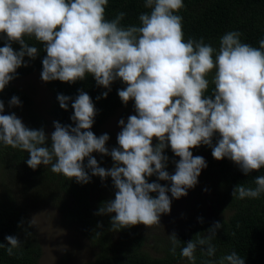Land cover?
I'll return each mask as SVG.
<instances>
[{"label":"clouds","instance_id":"9594fccd","mask_svg":"<svg viewBox=\"0 0 264 264\" xmlns=\"http://www.w3.org/2000/svg\"><path fill=\"white\" fill-rule=\"evenodd\" d=\"M108 3L0 0V38L6 41L0 47V92L16 78L18 68L27 67L25 56L35 59L39 54L25 39L34 38L46 53L42 81L72 84L91 75L108 91L116 80L125 85L118 96L125 105L133 101L136 114L126 123L119 120L118 147L109 150L108 134L97 137L91 131L97 109L83 90L71 103L75 126L54 121L49 137L43 128L26 127L15 113L0 114V143L27 152L26 164L33 170L50 166L51 172L81 184L90 182L86 168L102 181L111 177L114 199L103 202L95 215H109L113 231L138 224L161 226V215L170 213L172 198L186 196L207 167L191 149L206 145L214 159H229L245 176L264 169V38L254 47L242 42L241 32L228 31L215 48L203 37L185 39L183 17L178 14L183 0H143L149 11L139 14L138 24L127 26L121 23L124 12L106 18ZM13 43L20 45L19 51ZM210 84L214 87L206 94ZM108 91L101 96L106 98ZM70 99L58 95L60 108L67 110ZM12 106H21L17 96L11 97ZM4 108L0 100V113ZM168 147L179 157L174 174L166 170ZM93 152L110 156L113 166L100 167ZM151 176L169 181L170 187L148 182ZM254 185L238 184L231 195L240 200L259 198L264 194V175L256 176ZM222 227L214 222L205 235L197 233L186 243L175 232L170 234L173 255L183 244L177 264H196L198 250L209 258L203 264H245L235 251L212 259L217 252L213 241ZM4 239L7 246L0 243V248L6 247L9 256L24 243L14 235Z\"/></svg>","mask_w":264,"mask_h":264},{"label":"trees","instance_id":"16d2710c","mask_svg":"<svg viewBox=\"0 0 264 264\" xmlns=\"http://www.w3.org/2000/svg\"><path fill=\"white\" fill-rule=\"evenodd\" d=\"M184 8L178 13L183 17V30L185 39L201 37L205 43L219 47L220 37L228 31L242 33V42L259 47V41L264 38V0H183ZM149 11L143 6V0H109L105 15L113 19L119 12L126 13L121 21L122 25L138 24L140 13ZM29 46H36L39 54L35 59L24 57L27 67L21 66L16 70V78L9 82L0 92V100L4 102V113H20L24 125L31 129H44V121L34 111L33 101L26 92L16 88L14 82L25 75L37 72L41 75L42 59L46 55L42 45L34 38L26 37ZM5 39L0 38V47L5 44ZM14 50L19 51L20 45L13 43ZM214 73L210 74L209 79ZM52 91V106L50 114L55 122L62 125H74L70 119L73 115L71 103L83 90L92 98L97 109L91 131L97 136L104 123L113 116L119 108L126 106L118 96V90L125 87L116 80L111 84V91L98 86L95 79L88 75L84 80L69 84L60 81L46 82ZM213 85L210 84L206 94H211ZM108 91L106 98L101 96ZM69 96L67 110L61 109L57 100L58 95ZM12 96H17L21 106L9 107ZM97 97H101L97 99ZM11 108V110H10ZM217 137L213 138V145ZM51 146L50 139L46 141ZM205 155L207 167L202 169L199 178L200 186L207 188V194L201 193V187L194 188L192 192L202 203L207 202L211 214L205 217L191 216L185 224V229L175 232L177 238L186 243L196 239V234H206L214 222L223 224L216 232L213 243L217 252L212 259L230 254L232 251L241 256L245 264H264V194L257 199L245 198L243 200L232 197L233 188L238 184L255 187L254 178L264 175V169L245 176L239 168L229 159L217 161L211 155V148L206 145L197 147ZM168 156L167 167H171L170 147L164 150ZM98 161L100 167L108 169V159L100 153L91 154ZM28 153L0 143V243L7 246L6 236L14 235L24 241L22 247L14 250V255L9 256L5 248H0V264H38L41 255V244L37 234L28 220L31 207L45 203L56 207L62 217L61 223L67 227L81 229L83 235L90 241L92 259L82 264H177L180 256L181 244L177 247L175 255L170 252L172 244L168 237H163L159 243L161 254L150 256L146 252H139L118 247L113 239L115 231L111 229L109 215H95L99 206L108 200L105 194L108 187H113L111 177L103 181L98 176H91V171L86 168L90 182L77 183L75 179H68L61 174L51 172L50 166H38L35 170L26 164ZM87 164V159L84 161ZM158 182L156 176L148 177V182ZM60 194L61 197H60ZM154 197L155 193H151ZM113 215V214H112ZM202 218V222L200 220ZM22 222V223H21ZM102 227H97V224ZM130 228V227H129ZM129 228L119 231L127 232ZM131 232V231H129ZM27 233H31L27 236ZM101 233V235H96ZM232 233H235L233 236ZM132 235V234H131ZM122 233V238H127ZM121 239V238H120ZM196 264H203L209 259L202 256L198 250ZM189 264V263H188Z\"/></svg>","mask_w":264,"mask_h":264},{"label":"rangeland","instance_id":"374dc122","mask_svg":"<svg viewBox=\"0 0 264 264\" xmlns=\"http://www.w3.org/2000/svg\"><path fill=\"white\" fill-rule=\"evenodd\" d=\"M14 85L16 88L26 92L32 99L34 111L44 121V130L50 137L51 132L54 131V119L50 114L53 101L51 89L46 82L41 80V75L37 72L23 76L16 80ZM17 114L20 117V113L17 112ZM135 114L134 102L130 101L126 106L119 108L104 123L97 137L107 133L109 140L106 142V147L109 150L118 147L117 134L121 131L119 120L124 119L126 123L128 116ZM156 142L154 138L153 144ZM191 151L193 156H202L205 159L204 153L198 148H193ZM102 156L108 159L110 165H107L111 168L113 166L111 157L108 155ZM178 160L179 157H176L173 153L171 155L172 165L167 168L169 174H174L175 162H178ZM161 185L170 187V182L162 181ZM199 186L200 181L198 178V183L194 188L197 189ZM108 188L105 194L112 200L114 199L115 189L114 187ZM194 188L188 189L186 196L179 199L172 198L170 213L161 215V226L145 227L142 224H138L130 227L127 232L115 231L114 244L118 247L129 248L131 251L146 252L150 256L160 255L161 247H159V243L163 237L169 238V235L173 232L184 230L185 224L183 222H186L191 216L205 217L207 214H211L209 204L207 202L202 203L197 197L198 194L192 192ZM201 193L207 194V188L201 187ZM156 195L155 193L154 197ZM168 195L171 198V194L168 193ZM28 220L41 244V255L38 264H82L92 259L94 252H92V248L89 245L90 241L83 235L81 229L65 227L61 223L62 217L56 207L48 206L45 203L36 207L32 206ZM176 225H179V227H176ZM122 233H126L128 237L123 239Z\"/></svg>","mask_w":264,"mask_h":264}]
</instances>
